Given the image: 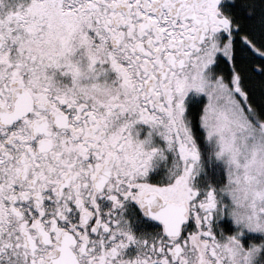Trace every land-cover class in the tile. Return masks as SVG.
<instances>
[{"label":"snow or ice","instance_id":"6c2138e0","mask_svg":"<svg viewBox=\"0 0 264 264\" xmlns=\"http://www.w3.org/2000/svg\"><path fill=\"white\" fill-rule=\"evenodd\" d=\"M0 264H264V0H0Z\"/></svg>","mask_w":264,"mask_h":264}]
</instances>
